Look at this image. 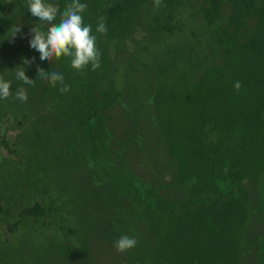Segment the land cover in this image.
Here are the masks:
<instances>
[{"label":"trees","instance_id":"1","mask_svg":"<svg viewBox=\"0 0 264 264\" xmlns=\"http://www.w3.org/2000/svg\"><path fill=\"white\" fill-rule=\"evenodd\" d=\"M45 2L62 12L71 0ZM79 2L87 5L81 15L84 24L92 26L101 54L94 71L90 64L77 71L64 56L42 63L29 47L30 29L47 32L50 25H41L31 15L28 0H0V77L12 84V95L0 99V151L6 152L0 155V264L1 255L14 249L12 240L24 237L28 228L46 230L52 218H65L64 204L58 202L63 201L61 195L53 196L56 186L50 181L56 176L50 179V173L54 165L62 169L73 161L85 166L89 162L88 169H94L91 179L126 199L129 218H119L113 229L114 236L137 241L120 255L127 264H240L244 249L257 243L247 238L254 217L248 185L259 186L263 196L264 0H161L159 8L153 0ZM182 6L206 34H213L214 58L206 65L203 60L194 62L199 69L192 75L158 63L148 82L151 119L160 136L164 166L171 173L165 191L180 192L173 199L157 185L137 182L125 154L116 150L110 121L120 94L110 72L116 60L111 55H116L120 40L139 28L147 38L175 34L181 22L174 15ZM100 17L105 18L106 34L96 32ZM58 22L59 15L54 23ZM17 27L21 31L13 36ZM25 59L33 62L24 65ZM20 67L35 80L34 86L16 78ZM37 67L61 73L64 83L53 85L37 77ZM237 81L239 90L234 88ZM64 85L69 91H60ZM18 88L26 90L28 100L37 97L51 110L49 118L66 126V133L57 131L64 138L55 140L45 126L48 119L14 98ZM46 147L50 150L45 152ZM18 151L28 155L25 163L14 158ZM14 167L22 172L7 174ZM48 192L53 198L46 197ZM30 194L39 199L31 201ZM257 207L264 218V200ZM134 219L143 224V235L139 225L130 223ZM56 226L63 234L77 233L69 222ZM63 247L54 246L49 255L60 249L65 254L57 255L60 264H68L80 248L70 243ZM87 251L85 247L82 253ZM46 262L53 264L50 258Z\"/></svg>","mask_w":264,"mask_h":264},{"label":"rangeland","instance_id":"2","mask_svg":"<svg viewBox=\"0 0 264 264\" xmlns=\"http://www.w3.org/2000/svg\"><path fill=\"white\" fill-rule=\"evenodd\" d=\"M174 20L181 22V24L178 23L175 34H165L160 37L161 39H157L147 38L145 29L132 30L123 40H120L119 50L115 51L116 55H111L112 59L115 57L116 60L110 77L120 94L118 104L111 112L113 119L110 121L115 135L116 150L125 154L127 167L135 175L137 182L157 185L163 189L162 191H165V183L171 180V173L164 166L165 159L160 145V136L151 119L152 113L149 108L151 97L148 96L151 72L158 63H165L173 66L176 71L185 70L192 75L199 69L194 62L203 60L206 65L214 58V54L211 53L212 33L206 34L201 24L191 18L183 6L181 11H176ZM166 52H170L171 56L167 57ZM24 102L28 104L30 110L32 109V113L48 119V124L45 126L55 134V140L65 137L57 134V131L62 129L66 133V126H59L50 119L51 110L44 104L42 106V102L38 101L37 97H29V100ZM145 118L151 120H144ZM137 126L138 129H136ZM47 150L50 148L46 147L45 152ZM18 152L14 154V158L25 163L28 155ZM43 154L47 159V153ZM0 155L5 156L6 152L0 151ZM88 166L75 161L68 167L63 166L62 169L54 165L50 179H53V176L56 177L50 182L56 186L53 196L57 199L61 195L63 199L58 202L64 204L61 206L65 209V218H52L46 230L37 228L36 232H30L28 228L22 233V235L25 234L24 237L14 238L12 240L14 249L10 247L7 253L1 255V264H47V258L53 260V264H60L57 255L63 251L59 249L57 251L59 253L53 256L49 255V250L58 245L65 248L68 243L80 248V252L73 256L68 264H127L126 257L120 258L121 252H118L114 246L121 235L114 236L113 223L119 218H129L128 209H126L129 205L126 199L119 198L110 189L96 184L91 179L94 169H88L92 166L89 162ZM19 172H22V169L14 167L7 174ZM38 174H41L40 170ZM261 185L263 196H259V186L248 185L251 213L254 217L250 219L247 238L257 239V243H252L248 250L244 249L240 264H259L260 260L264 264V247L260 249L264 244V218L260 213L262 211L257 207L258 202L264 200V176ZM165 192L169 193L173 199L180 197L179 191ZM37 197L39 196L36 194H30L29 198L32 201L39 199ZM46 197L53 198L52 193L48 192ZM47 201L45 199V202ZM56 222L62 224L69 222L77 233L68 235V232L66 234L59 232ZM130 223L137 227L139 225L138 232L143 235V224H139L136 219ZM121 228L125 232L124 227ZM144 239L147 240L148 237L144 235ZM85 247L88 251L82 253ZM40 253L45 258H41ZM260 253H263L262 256ZM28 256H30L29 260Z\"/></svg>","mask_w":264,"mask_h":264},{"label":"clouds","instance_id":"3","mask_svg":"<svg viewBox=\"0 0 264 264\" xmlns=\"http://www.w3.org/2000/svg\"><path fill=\"white\" fill-rule=\"evenodd\" d=\"M153 2L155 8L161 6V0H153ZM86 7L87 5L80 3L79 0H71V3L61 12L58 7L46 3L45 0H28V11L31 15L38 18L41 25H50L47 32L36 26L30 29L29 47L39 53V60L42 63L64 56L71 58V67L77 71H82L89 64L93 71L99 68L101 54L96 47V36L92 35V26L84 24L81 15ZM58 15L59 22L54 23ZM20 31L19 27L15 28L13 36ZM96 32L107 33L104 17H100ZM32 62L28 59L23 60L24 65H31ZM25 70L24 67H20L15 74L16 78L24 84L34 86L35 80L29 79L25 75ZM37 77L45 79L53 85L57 82L64 83V77L61 73L56 71L45 72L40 67H37ZM11 86V82L0 77V99H6L12 95ZM240 87L241 84L237 81L234 88L239 90ZM60 91H69V86L64 85ZM14 98L21 102L26 101V90L24 88L16 89ZM136 244L135 238L123 235L115 242L114 246L118 252L123 253L135 247Z\"/></svg>","mask_w":264,"mask_h":264}]
</instances>
